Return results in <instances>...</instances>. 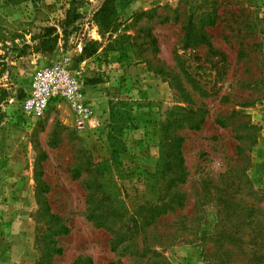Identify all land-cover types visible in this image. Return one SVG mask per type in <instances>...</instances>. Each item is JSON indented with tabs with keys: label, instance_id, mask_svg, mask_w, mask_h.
I'll return each instance as SVG.
<instances>
[{
	"label": "rangeland",
	"instance_id": "obj_1",
	"mask_svg": "<svg viewBox=\"0 0 264 264\" xmlns=\"http://www.w3.org/2000/svg\"><path fill=\"white\" fill-rule=\"evenodd\" d=\"M101 2L0 0V264H162L141 233L127 230L152 192L159 200L167 188L149 177L162 132L182 137L184 211L202 179L247 177L264 189V0H120L117 33L135 44L127 51L126 43L111 49L98 32L92 14ZM204 11L215 12V25L201 26ZM186 25L196 37L190 42ZM49 27L57 42L42 50ZM90 41L97 50L86 56ZM63 55L82 72L94 106L82 129L70 115L61 119L63 104L34 119L20 106L34 73ZM95 179L110 229L85 216V183ZM220 195L211 191L196 240L155 246L162 261L212 264L203 240L220 221ZM158 220L149 228L169 242L172 221ZM115 230L124 240L112 249Z\"/></svg>",
	"mask_w": 264,
	"mask_h": 264
},
{
	"label": "trees",
	"instance_id": "obj_2",
	"mask_svg": "<svg viewBox=\"0 0 264 264\" xmlns=\"http://www.w3.org/2000/svg\"><path fill=\"white\" fill-rule=\"evenodd\" d=\"M118 1L120 0H102L98 9L92 14V19L98 27V32L101 36L108 35V46L111 49H117L118 45L126 43L123 50L127 51L134 47L135 44L131 42L133 36L117 33L120 26L117 10ZM77 17L74 16L73 18L76 19ZM202 18L204 19L200 22L202 27L215 25V12L204 11ZM167 19L168 16L164 17L162 21ZM191 28L192 26H185L184 38L188 42L196 38L189 32ZM201 35H205V33ZM56 42L57 34H55V29L52 27L44 28L39 47L42 50H47ZM188 42L185 43L186 46H188ZM95 44V41L85 44L82 48V54L86 56L94 54L97 50ZM4 95L0 96V101ZM203 121L204 119H201L192 127L198 128ZM172 140L177 141L178 144L175 149L167 150L168 144ZM181 142L182 137L178 134L171 133L169 135L167 132H162L156 170L149 177L155 178L157 181L168 182L167 188L163 193V197H160L159 200H155L152 192L153 200L147 206L140 207L139 212L135 213L132 218L133 225L127 230L132 231L135 229L136 232L141 233L144 248H149L151 254L164 264L165 261L162 260L165 259L154 249L155 246H167L176 239L188 242L196 240L199 226L205 219L204 206L209 199L211 191H216L222 194L218 203L222 208L218 215L220 221H218L216 230H214L212 235L203 240V255L212 264H264V211L259 206L264 203V189L256 190L247 177L244 179L245 181L234 182L231 180L233 181L231 182L227 179L223 183L219 182L216 184L214 181L202 179L198 182L199 190L194 198L193 209L184 211L183 209L187 208L188 204V194L181 187L185 182L186 175L180 149ZM171 157H176L177 163L169 165L167 159ZM85 185L86 218L97 226L110 229L107 226L109 224L107 222L111 215L103 211L107 206L100 198L102 196L99 191L100 181L98 182L95 179L88 181ZM236 193L243 196L248 195L249 200L235 199L234 194ZM163 216H168L169 220L172 221V228L165 234L166 240L169 242H161L158 233L149 228V226L158 223V219ZM123 234H120L119 230L112 232V249H115L124 240Z\"/></svg>",
	"mask_w": 264,
	"mask_h": 264
},
{
	"label": "built area",
	"instance_id": "obj_3",
	"mask_svg": "<svg viewBox=\"0 0 264 264\" xmlns=\"http://www.w3.org/2000/svg\"><path fill=\"white\" fill-rule=\"evenodd\" d=\"M86 82L82 72L70 64L66 55L50 60L33 75L29 89L20 102L25 116L38 118L50 108L64 105L72 126L82 129L94 110L85 95Z\"/></svg>",
	"mask_w": 264,
	"mask_h": 264
},
{
	"label": "crops",
	"instance_id": "obj_4",
	"mask_svg": "<svg viewBox=\"0 0 264 264\" xmlns=\"http://www.w3.org/2000/svg\"><path fill=\"white\" fill-rule=\"evenodd\" d=\"M45 53H47V52H45ZM53 55H55V52H53V53L50 52V53H49V57H50V56H53ZM59 116L61 117V119H64V118L66 119L65 116H69V112H68V111H64V110L62 109V111H61V110L59 111ZM62 116H63V117H62Z\"/></svg>",
	"mask_w": 264,
	"mask_h": 264
}]
</instances>
